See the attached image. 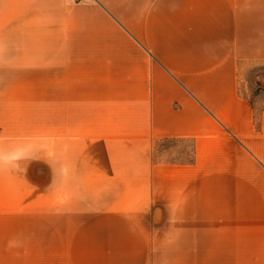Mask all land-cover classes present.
Instances as JSON below:
<instances>
[{
    "label": "crops",
    "instance_id": "0c3cea01",
    "mask_svg": "<svg viewBox=\"0 0 264 264\" xmlns=\"http://www.w3.org/2000/svg\"><path fill=\"white\" fill-rule=\"evenodd\" d=\"M258 67L264 0H0V264H264Z\"/></svg>",
    "mask_w": 264,
    "mask_h": 264
},
{
    "label": "rangeland",
    "instance_id": "374dc122",
    "mask_svg": "<svg viewBox=\"0 0 264 264\" xmlns=\"http://www.w3.org/2000/svg\"><path fill=\"white\" fill-rule=\"evenodd\" d=\"M247 78L249 90L246 94L258 108H261L264 106V67L251 69ZM155 151L160 159L185 161L191 154V144L184 141L157 142Z\"/></svg>",
    "mask_w": 264,
    "mask_h": 264
}]
</instances>
